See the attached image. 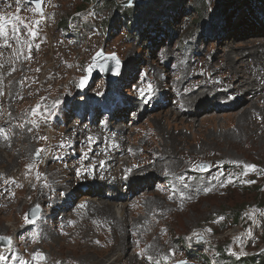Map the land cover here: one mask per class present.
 I'll use <instances>...</instances> for the list:
<instances>
[{
  "label": "rangeland",
  "instance_id": "obj_1",
  "mask_svg": "<svg viewBox=\"0 0 264 264\" xmlns=\"http://www.w3.org/2000/svg\"><path fill=\"white\" fill-rule=\"evenodd\" d=\"M201 1L43 0L41 13L0 0V237L12 243L0 264L264 255V220L263 232L253 226L264 205V88H237L264 86V0H205L198 16ZM161 2L176 8L168 25ZM98 51L120 60L119 73L83 85ZM114 194V212L129 204L121 227L104 208ZM89 225L127 251L98 261L72 245V229Z\"/></svg>",
  "mask_w": 264,
  "mask_h": 264
},
{
  "label": "bare ground",
  "instance_id": "obj_2",
  "mask_svg": "<svg viewBox=\"0 0 264 264\" xmlns=\"http://www.w3.org/2000/svg\"><path fill=\"white\" fill-rule=\"evenodd\" d=\"M31 58V57H30ZM233 60V59H232ZM239 64V63H238ZM13 65V64H12ZM215 68V67H214ZM195 73V72H194ZM236 74H239L238 70L236 71ZM240 75V74H239ZM238 75V77H234L231 84L229 85V88L232 89L234 86H237V84L234 82L240 78V76ZM242 78V77H241ZM255 80H248L246 79L244 82L240 81V85H242V87H237L238 91L241 94H248L249 96L252 95H257L260 96L262 95L264 86H262L261 84L256 86L255 85ZM261 83H264V78L260 81ZM187 88V87H186ZM228 89V88H227ZM173 91V90H172ZM182 91V90H181ZM188 91V90H187ZM218 89L215 91H201L199 92V96L198 99H203L206 100L205 98H211L212 96L215 95V93H217ZM186 95V94H185ZM191 95V94H190ZM189 95V96H190ZM219 95V94H218ZM221 95V94H220ZM191 97V96H190ZM194 98L192 97L190 99H184L183 98V103L185 105H190L191 103H194ZM225 98V97H224ZM263 98H264V93H263ZM196 99V98H195ZM231 99V98H230ZM224 100V99H223ZM226 101V100H225ZM215 102V101H213ZM194 105V104H193ZM210 106V105H209ZM191 107V106H190ZM189 108V107H188ZM193 108V107H191ZM181 114V113H180ZM192 115V114H191ZM208 117V116H207ZM202 122V121H201ZM188 125V124H187ZM186 130L188 129L187 126H185ZM73 142V141H72ZM72 144V143H71ZM211 146V145H210ZM140 175V174H139ZM140 179V178H139ZM138 181V180H137ZM142 182V181H141ZM129 188V187H128ZM123 192H127L126 190H122ZM114 197H116L115 200H106L108 202H105V206L104 208H106V210H108V212L112 213L111 215L113 216L114 220H116L118 226L121 227V225L123 224L122 220L123 218H125V214H126V207L129 205L128 203H124L121 208L117 207L116 212L113 211V207H115V204L118 202L119 199H121L123 196L121 194H114ZM126 197V196H125ZM58 199V197L54 198V201ZM119 203V202H118ZM117 206V205H116ZM90 227H82L79 226V228H74L72 229L71 235L69 237V241L72 245H74L75 247H81V246H85L87 247L92 254H94V257L96 258V260L98 261H103L106 257L110 256L111 253L117 252L120 247L121 253L122 255L127 251L126 246L124 245V242L126 240H124L122 243H120L119 245L115 246V244H113V240L112 242L109 241V239H106L102 230L96 226L93 225H89ZM93 228V229H92ZM122 229V228H121ZM116 241V240H115ZM99 246L100 249L96 250L95 247ZM118 249V250H117ZM136 249V248H135ZM117 250V251H116ZM121 255V256H122ZM107 264H122V259L120 257L113 259L111 262L107 263Z\"/></svg>",
  "mask_w": 264,
  "mask_h": 264
},
{
  "label": "water",
  "instance_id": "obj_3",
  "mask_svg": "<svg viewBox=\"0 0 264 264\" xmlns=\"http://www.w3.org/2000/svg\"><path fill=\"white\" fill-rule=\"evenodd\" d=\"M37 10L43 12V0H28ZM100 54V55H98ZM115 57V59H113ZM119 61V65H117ZM121 62L115 55H106L103 51H98L92 58L91 65L86 69V78L82 84L85 85L95 78L104 77L106 74L111 78H116L119 73ZM39 214L38 208L30 211V219H35ZM10 245V240L0 237V248H7Z\"/></svg>",
  "mask_w": 264,
  "mask_h": 264
},
{
  "label": "trees",
  "instance_id": "obj_4",
  "mask_svg": "<svg viewBox=\"0 0 264 264\" xmlns=\"http://www.w3.org/2000/svg\"><path fill=\"white\" fill-rule=\"evenodd\" d=\"M199 1H201V0H199ZM161 5H162V8L155 13L156 17L162 18L164 20L165 24L168 25L174 11H176V8L170 7L169 5H167V3H164V2H161ZM198 7L200 8V11H198V10H196V8H194L192 13H195L196 15L200 16L199 14L202 12L203 8L206 7L205 0H202L201 4ZM133 11H134L133 9H129L124 13V15L127 19L132 20L131 24L130 25L128 24L126 26V29H125L126 31H128L129 28H133V26L136 23L133 21V17L135 16V13ZM143 19L144 18H141L139 20V22L141 24L145 23V22H141V21H143ZM136 21H138V19H136ZM198 21H199V19L197 18V20H196L197 25L200 24V23H198ZM239 217H240V215L235 216V218H234L236 224L239 221ZM226 260L227 261L229 260V262H227L225 264H264V255H261V256L260 255H252V256L244 257L238 261H234V260L231 261L229 258H226Z\"/></svg>",
  "mask_w": 264,
  "mask_h": 264
},
{
  "label": "snow or ice",
  "instance_id": "obj_5",
  "mask_svg": "<svg viewBox=\"0 0 264 264\" xmlns=\"http://www.w3.org/2000/svg\"><path fill=\"white\" fill-rule=\"evenodd\" d=\"M0 19H2V18H0ZM3 31V25L2 24H0V32H2ZM13 31H18V29L14 26L13 27ZM30 35H32L33 37H35V35H36V33L35 32H30ZM98 55H100V54H98ZM113 59H115V57H113ZM117 65H119V61H117ZM151 90V86H149V91ZM141 94L142 95H144V92H143V90H141ZM46 139V138H45ZM42 151V150H41ZM0 259H3V257H0Z\"/></svg>",
  "mask_w": 264,
  "mask_h": 264
},
{
  "label": "built area",
  "instance_id": "obj_6",
  "mask_svg": "<svg viewBox=\"0 0 264 264\" xmlns=\"http://www.w3.org/2000/svg\"><path fill=\"white\" fill-rule=\"evenodd\" d=\"M81 34H83V35H88V32L81 33ZM260 216H261V217L264 216V208H263V210H262ZM259 222H260V219H258V218L254 221L255 224H258Z\"/></svg>",
  "mask_w": 264,
  "mask_h": 264
}]
</instances>
